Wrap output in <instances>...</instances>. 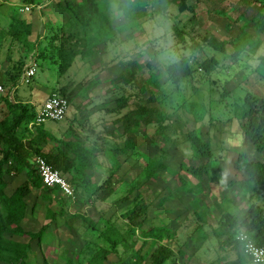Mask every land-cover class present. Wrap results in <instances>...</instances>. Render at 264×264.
<instances>
[{"label": "trees", "instance_id": "obj_1", "mask_svg": "<svg viewBox=\"0 0 264 264\" xmlns=\"http://www.w3.org/2000/svg\"><path fill=\"white\" fill-rule=\"evenodd\" d=\"M50 1L53 2L51 11L58 18L47 19L46 14L41 15L44 22L39 31L35 29L39 18L34 7L43 5V0H19L18 6L9 8V27L0 30V56L4 42L9 41L10 51L17 44L26 55L37 53L40 58L48 57L56 66L55 71L63 75L72 68L77 57L91 61L99 56L100 64L104 65L103 57H108L110 51L118 49L136 31L158 19L172 18L173 6L177 7L179 14H190L192 24L200 23L197 3L191 0ZM228 1L197 0L204 5L206 20L225 32V40L211 36L198 41L174 24L173 36L178 40L175 48L186 53L179 64L163 65L161 71L162 63L157 59L152 41L139 51V56L149 54L150 61L146 63L150 70L148 78L143 74L145 63L142 64L141 59H126L123 62L122 72L115 79H108L111 86L106 93H114L119 88H130L135 92L130 96L124 94L115 98L116 107L105 110V116L102 117L104 121L109 116H116L112 129L106 124L99 126L92 121V117L110 107L111 102L101 105H95L92 101L86 104L74 102L81 90L87 91L102 85L100 77H96L86 87L81 83L78 90L64 92L67 97H63L69 100L74 110L61 137L46 130L44 125L34 124L36 115L26 105L13 103L9 96L2 97L8 116L0 122V264H50L44 255L39 263V252L44 244L51 245L59 240L54 233L58 229V218H65V226L68 228L81 221L87 231L93 233V238L84 239L82 247L73 250L66 247L61 251L58 256L65 264L177 263L175 250L165 241L173 239V233L178 228H170L164 223L147 226L150 205L140 192L141 186L159 178L161 172L179 177L181 172H185L188 177L195 179L197 184L194 186L183 180L181 189H186L189 194L204 193L201 186L203 180L207 179L210 183L212 178H215L223 192L239 189L249 197L250 206L242 217L222 210V227L213 230V234L225 250L240 252L237 235L243 230L251 235L257 245L264 246V206L256 202L257 199L264 202V97L248 92L240 105L233 101L230 91L224 90L220 95L222 100L218 104L223 105L225 101L226 109L233 111L232 118L239 121L242 136L243 150L235 155L231 164V173L235 174L233 178L227 180L225 177L227 170L224 163L227 158L219 159L212 139L205 141L199 129L186 134L191 145L192 159L208 160L199 167L181 164L180 170L176 171L165 160L151 157L142 149L150 139L148 133L140 134L143 125H155L157 133H164L171 125H178L179 108L191 107L181 88L192 83L199 70L202 71V79L210 77L221 66L219 56L238 61L244 54L257 55L264 46V0H239L238 7L229 6ZM114 5L117 6L116 10L113 9ZM24 7H33L29 17L20 13ZM122 20L124 24L115 25V22ZM124 33H128L127 38H123ZM43 41L44 48L38 52ZM206 50L212 53L211 56L206 54ZM258 60L260 63L255 70L264 79V55H260ZM25 64L26 60H21L16 72H9L11 80L23 73ZM162 73L166 75V83L172 87V91L167 92L160 82ZM176 94L183 96V99L173 114H167L164 112V103L167 101L174 104L179 99L175 97ZM81 97L84 99L86 95ZM131 101L137 105L136 108H131L127 114H120L118 110L129 107ZM148 102H157L159 105L149 108ZM32 123L37 129L36 134L28 128ZM23 125L25 131L20 136L18 130ZM211 125H215L212 120ZM43 145L50 146V152L45 153ZM126 153L129 158L135 157L145 162L142 174L135 181L128 183L122 178L115 181L113 174L102 185L92 190L87 188L89 182L86 176L92 177L100 155L119 156ZM36 157L45 158L63 176L74 173L72 183L76 188L88 192L90 199L95 197L107 201L120 190L121 194L114 201L115 206L121 209L119 215L114 214L109 218L101 215L95 220L80 212L68 214L65 205L69 199L62 195L59 188L43 185L34 163ZM75 162L78 164L75 165ZM14 178H23L24 182L9 193ZM34 193H38L43 200L44 205L41 207L48 220L37 231L28 229L25 223L36 211V206H31L28 201ZM54 204L58 209L53 208ZM195 223L196 232H202L203 223L200 220ZM200 239L205 241L209 236L203 235ZM69 240L66 239L68 243L72 239ZM149 241L161 245L145 252ZM33 243H37L38 252L32 254ZM186 245L187 242L181 245L178 251L180 256H186L183 252ZM111 257L116 260L111 261ZM245 258L243 254L232 261L217 257L210 264H252Z\"/></svg>", "mask_w": 264, "mask_h": 264}, {"label": "rangeland", "instance_id": "obj_2", "mask_svg": "<svg viewBox=\"0 0 264 264\" xmlns=\"http://www.w3.org/2000/svg\"><path fill=\"white\" fill-rule=\"evenodd\" d=\"M19 0H0V30L8 29L9 27V8H15L18 6ZM44 4L34 7V10L38 16L36 30H40L44 20L41 15L46 14L47 19L57 20L58 16L51 11L53 2L50 0H43ZM193 3H197V14L199 16L200 23L192 24L190 20V14H179L177 7H172V18H161L156 21L150 22L139 29L133 35V37L126 39L118 49L109 52V56L103 57L104 65L100 64L101 58L99 56L93 58L91 61H83L80 57H77L72 68L63 75L58 74L56 66L46 58L38 57L37 53L26 55L25 52L16 44L9 50V41H5L1 50L0 56V122H2L6 116H8V109L6 103L2 97L9 96L13 103L20 105H26L28 109L33 111L37 116L38 111L42 108L47 99L53 94L60 96H66L64 92H72L78 90V86L84 83V87L87 86L96 77H100L102 85L90 90H81L78 97L75 99V104H86L88 101L94 102L95 105H101L105 102L110 103L111 106L104 109L98 114L92 117V121L99 126L107 125L109 128H113V121L116 120V116H109L106 121L102 119L105 115V110H111L116 107L114 100L125 94L130 96L135 90L130 88H119L114 93H106L111 85L108 84V79H115L119 73L123 70V62L126 59H141L143 65V74L148 78L150 70L146 67V63L150 61L149 54L145 53L139 56V51L147 47L149 40V33L155 24L161 23L170 28L171 38L174 46H176L178 40L173 36V25L176 24L179 29L189 32L190 36L196 38L198 41L203 40L204 37H216L218 40H225L227 35L219 27L213 25L206 20V14L204 11V5L197 2V0H191ZM239 0H229L227 4L231 7H238ZM25 8V7H24ZM23 8V9H24ZM30 11L20 13L24 17H29L32 14L33 7H29ZM45 11V13H43ZM124 24V21L115 22V25ZM43 33V32H42ZM128 33L123 34V38ZM189 37V36H188ZM127 38V37H126ZM44 48V41L39 47V51ZM181 48V47H180ZM179 48V49H180ZM207 55L211 56L212 53L205 51ZM39 54V53H38ZM264 55V46L253 56L250 54L242 55L238 61H233L228 57L219 56L221 59V66L215 70L210 77H204L202 79V71L199 70L196 73V78L192 83L182 86L181 91L186 93L188 99V105L190 108H179L178 110V125H171V128L164 131V133H157V126L151 125L146 127L142 126L140 134L144 132L148 133L149 141L142 146L145 153L151 157H160L162 160L170 165L174 170L179 171L181 164L188 166L199 167L206 163L208 160L196 161L192 159L191 145L186 138L188 131L200 130L202 132L205 141L212 139V145L216 150V155L219 159L227 158L226 164V179L235 177V174L231 173L232 162L235 155L243 150L242 136L240 134L239 121L233 119V111L226 109V102L223 105L218 104L221 93L224 90H228L232 94L233 101L238 104H242L243 100L248 92L254 95L264 97V79L256 72V68L259 66L258 57ZM36 64V75L30 80L29 83L22 81V74L18 78L10 79L9 72H16L21 60H26V66L29 64L30 59ZM116 61V62H115ZM161 63V62H160ZM161 65V71L163 70ZM25 66V68H26ZM23 67V72L25 70ZM160 82L164 85L167 92L172 91V87L166 83L167 78L164 73L161 74ZM216 83V84H213ZM216 85V86H215ZM68 89L67 91H65ZM86 95L83 99L81 96ZM181 95H184L180 93ZM176 94L179 99L174 101V104H169L167 101L164 103V112L167 114H173L183 96ZM149 98V95H147ZM148 107L153 108L159 105V103L148 102ZM136 104L131 101L129 107L118 110L120 114H127L131 111V108L135 109ZM74 108L68 110L64 120L48 121L44 125L45 129L52 132L55 136L61 137L63 131L67 128V121L72 114ZM177 120V118H176ZM211 120L215 125L211 127ZM106 122V123H104ZM216 126V127H215ZM30 132L36 134L35 125L32 123L28 126ZM25 131L23 125L19 130L21 136ZM100 131V130H99ZM178 135L177 137H174ZM113 145V144H112ZM42 150L45 153L50 152L51 147L47 145L42 146ZM78 162H75L77 165ZM145 162L140 161L135 157L129 158L128 153L119 156L100 155L99 164L94 167L92 171V177L87 175L86 181L89 182L87 188L92 190L102 185L108 177L115 175L114 180L122 178L131 183L135 181L143 172ZM91 173V172H89ZM181 177L172 175L169 173L161 172L159 178L146 182L140 188V192L144 194L146 201L149 203L150 208L148 211V223L147 226H154L160 223H164L170 228H178L173 233L174 238L170 241L166 240L168 244L177 255V263L174 264H210L217 257H223L225 260H236L238 255H242V249L240 252L225 250L220 247V241L216 239L213 234V230L221 228V218L223 215L222 210L242 217L250 206L249 197L244 195L239 189L233 188L223 192L222 188L216 183L215 178L203 180L201 186L204 189V193L201 194H189L186 189L182 190L183 180L187 181L190 186L197 184V181L191 177H188L185 172L180 173ZM71 184L74 192V198H68L66 202L65 210L68 214H74L80 212L92 219L97 220L99 216L105 215L107 218L120 212V208L115 206L114 201L118 199L121 194L119 190L115 195L110 197L107 201L97 200L95 197L83 190V188H76L72 183V179L75 178V174L64 176ZM24 182L23 178H14L12 184L9 187V193H12L14 189ZM117 185V184H116ZM66 197L64 194H62ZM197 200V201H196ZM31 206H36L35 214L29 216L26 220V226L28 229L37 231L39 228L48 223L45 218V212L41 207L44 205L43 200L39 197L38 193L32 194L29 199ZM257 204L264 206V202L260 199L256 200ZM56 208V205H53ZM181 220V221H179ZM201 221L203 223L202 232H196L197 224L195 222ZM66 219L58 218V229H55V235H58L59 240L54 241L51 245L44 244L39 263L42 262V255H44L50 264H65V262L59 258V254L63 249L68 247L69 249H75L76 247H82L84 245V239L93 238V233L87 231L86 225H83L81 221L74 224L72 228L65 226ZM179 224V225H178ZM244 231V230H243ZM242 231V232H243ZM208 235L209 239L202 240L201 236ZM192 236V237H191ZM72 239L70 243L66 239ZM200 239V240H199ZM187 242L183 252L186 256H180L178 251L183 243ZM161 244L153 243L149 241L148 247L145 249L147 252L149 249H157ZM38 252L37 243H33L31 253ZM111 261H115V257L110 258ZM246 259V258H245ZM247 262L248 259H247ZM146 264H151L150 262Z\"/></svg>", "mask_w": 264, "mask_h": 264}, {"label": "built area", "instance_id": "obj_3", "mask_svg": "<svg viewBox=\"0 0 264 264\" xmlns=\"http://www.w3.org/2000/svg\"><path fill=\"white\" fill-rule=\"evenodd\" d=\"M30 11L29 7H25L21 12ZM36 64L30 59L29 64L26 66L22 81L29 83L30 80L36 75ZM70 107V102L66 97L58 94H53L44 103L42 108L38 111L36 121L34 124L43 125L48 121H62L65 119ZM36 168L40 174L43 185L48 188H59L61 193L68 198H74L75 192L62 175V173L55 169L43 157H36L34 160ZM237 241L240 244L243 255L252 262V264H264V246L257 245L252 239L251 235L246 231H241L237 235Z\"/></svg>", "mask_w": 264, "mask_h": 264}, {"label": "clouds", "instance_id": "obj_4", "mask_svg": "<svg viewBox=\"0 0 264 264\" xmlns=\"http://www.w3.org/2000/svg\"><path fill=\"white\" fill-rule=\"evenodd\" d=\"M113 9L116 10L117 6L114 5ZM149 40L153 43L158 61L166 66L179 64L182 56L186 55L175 48L170 28L162 22L153 26L149 33Z\"/></svg>", "mask_w": 264, "mask_h": 264}]
</instances>
